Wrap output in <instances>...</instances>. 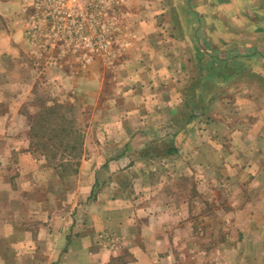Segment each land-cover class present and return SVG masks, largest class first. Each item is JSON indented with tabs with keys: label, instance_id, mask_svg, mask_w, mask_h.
<instances>
[{
	"label": "crops",
	"instance_id": "1",
	"mask_svg": "<svg viewBox=\"0 0 264 264\" xmlns=\"http://www.w3.org/2000/svg\"><path fill=\"white\" fill-rule=\"evenodd\" d=\"M116 2L108 12H120L106 25L121 36L105 41L124 45L114 51L127 64L122 74L137 75L134 83L122 80L128 102L123 100L122 109L117 105L120 114L111 117L119 134L107 131V141L78 163L67 214L23 209L18 203L32 205L34 195L20 194L0 168V264H264V0ZM1 5L0 76L3 63L18 67L21 54L13 34L17 22L5 19ZM94 21L100 24V18ZM105 52L111 53L107 47ZM100 53L96 49L90 56ZM202 56L208 59L200 65ZM220 56L218 67L211 60ZM198 69L204 73L200 81L194 77ZM194 90L201 95L199 118L209 129L179 132L177 124L185 120L179 108L195 104ZM215 100L221 101V117ZM213 122L221 130L210 129ZM170 141L174 153H166ZM214 148L221 154L217 168L204 159ZM187 154L200 156L202 164L179 161ZM179 166L196 173L221 169V180L209 179L207 185L232 195L227 211L221 208L230 225H218L213 232L220 236H208L210 242L199 237L203 246L193 243L194 235L213 227L196 218L216 215L206 209L198 214L194 199L222 203V197L209 199L192 189L181 201L185 209L162 208L177 200L175 187L183 189L189 180L192 188L199 185L187 174L178 179L173 172ZM200 183L205 186V180ZM178 234L184 235L181 241ZM183 248L189 254L192 249L193 261L179 253Z\"/></svg>",
	"mask_w": 264,
	"mask_h": 264
},
{
	"label": "rangeland",
	"instance_id": "2",
	"mask_svg": "<svg viewBox=\"0 0 264 264\" xmlns=\"http://www.w3.org/2000/svg\"><path fill=\"white\" fill-rule=\"evenodd\" d=\"M0 3L2 11L7 14L5 19L17 22L13 34L17 33V45L21 51L17 58L18 67L10 68L3 63V74L0 76V133H5L0 139V168L3 177L12 179L20 194L28 195V199L34 195L32 205L27 201L18 203L23 209L67 214L74 205L69 197L77 188L78 163L89 159L107 141V131L109 136L119 134V124L112 122L111 117L113 114L119 116L117 105L122 109L123 100H128V88L123 90L122 80L136 81V74H122V68H127V64L122 65L120 54L115 56L114 51L119 53L124 45L115 43L110 46L105 41L112 34L116 38L121 36L119 29L113 33L106 25L107 20L114 18L112 14L120 11L113 10V13L104 8H87L81 17L66 15L63 8L58 7V0H0ZM99 18L100 24L96 25L94 20ZM211 36H214L212 31ZM106 47L111 52L109 55L105 54ZM96 49L102 56H90ZM202 57L200 65L208 59ZM217 59L218 62L211 61L221 67V56ZM202 75L204 73L198 69L194 77L200 81ZM200 96L195 91V104L179 108V118H185L177 124L179 132L187 128L195 132L209 129L205 119L199 118V114H203L197 98ZM220 102L215 100L212 105L217 116L221 117ZM210 124V129L221 130L213 127L214 122ZM186 145H190L189 142ZM163 148L160 145L158 150ZM215 151L214 148L212 153L205 155L206 166H221V154ZM185 156L186 159L182 157L179 161L195 163L201 159L200 156ZM198 163L202 164L201 161ZM179 167L173 172L178 179L186 178L187 174V178L199 179V185L192 188L189 180L188 185L182 186L183 189L175 187L173 194L178 195L177 200L171 202V206L170 202H163L162 208L185 209L186 201H181L185 195L184 199H188L192 189L193 194H207L209 199H216L217 194L222 197V203L213 201L205 204L200 196L194 199L193 208L198 214L206 209L218 217L196 218L208 223L204 227H213L207 233L194 235L196 240L193 243L203 246L205 243L201 241H209L213 235L220 236L213 232L218 225H230L229 219L221 216V208L222 212L227 211L232 195L228 189L221 192L220 186L207 185L209 179L219 177L221 180V169L197 171V174L196 170ZM104 174L103 178L108 176ZM201 179L205 180V186L200 185ZM68 198L70 200H66ZM231 235L237 236L235 233ZM177 236L179 241L184 238L182 234ZM199 237H203L200 242ZM166 244L164 240L163 245ZM184 249H180L179 253L193 261L192 249L190 254ZM193 249L194 253L198 252L196 247Z\"/></svg>",
	"mask_w": 264,
	"mask_h": 264
},
{
	"label": "built area",
	"instance_id": "3",
	"mask_svg": "<svg viewBox=\"0 0 264 264\" xmlns=\"http://www.w3.org/2000/svg\"><path fill=\"white\" fill-rule=\"evenodd\" d=\"M117 0H58V7L63 8L66 15L83 16L84 9H108L114 6Z\"/></svg>",
	"mask_w": 264,
	"mask_h": 264
},
{
	"label": "trees",
	"instance_id": "4",
	"mask_svg": "<svg viewBox=\"0 0 264 264\" xmlns=\"http://www.w3.org/2000/svg\"><path fill=\"white\" fill-rule=\"evenodd\" d=\"M217 72H219V69L215 72V73H217ZM213 75V73L212 74H210V77ZM215 76H220L219 74H215ZM167 151H166V153H174V146H173V142L172 141H170V142H168L167 143Z\"/></svg>",
	"mask_w": 264,
	"mask_h": 264
}]
</instances>
